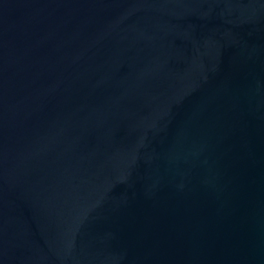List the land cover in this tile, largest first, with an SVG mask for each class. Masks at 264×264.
Instances as JSON below:
<instances>
[{
    "label": "water",
    "instance_id": "95a60500",
    "mask_svg": "<svg viewBox=\"0 0 264 264\" xmlns=\"http://www.w3.org/2000/svg\"><path fill=\"white\" fill-rule=\"evenodd\" d=\"M0 264H264V0H0Z\"/></svg>",
    "mask_w": 264,
    "mask_h": 264
}]
</instances>
